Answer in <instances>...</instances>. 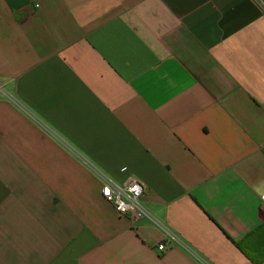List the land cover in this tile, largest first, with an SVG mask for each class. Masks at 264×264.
Segmentation results:
<instances>
[{"label": "crops", "instance_id": "0c3cea01", "mask_svg": "<svg viewBox=\"0 0 264 264\" xmlns=\"http://www.w3.org/2000/svg\"><path fill=\"white\" fill-rule=\"evenodd\" d=\"M0 84V264H264V0H0Z\"/></svg>", "mask_w": 264, "mask_h": 264}, {"label": "built area", "instance_id": "2783aa9c", "mask_svg": "<svg viewBox=\"0 0 264 264\" xmlns=\"http://www.w3.org/2000/svg\"><path fill=\"white\" fill-rule=\"evenodd\" d=\"M97 174L102 181L101 196L112 205L119 216L127 217L132 225L141 219H146L162 230L164 234L163 239L153 247L156 252L163 253L173 244L181 243L180 239L172 231L164 227L143 206L140 196L143 193L144 187L137 178L128 176L123 181L117 182L100 171ZM261 201L264 204V195L261 196Z\"/></svg>", "mask_w": 264, "mask_h": 264}]
</instances>
